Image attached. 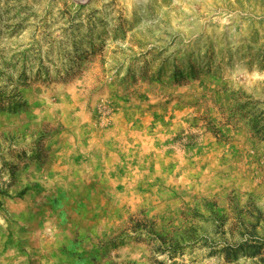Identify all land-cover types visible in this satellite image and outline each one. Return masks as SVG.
<instances>
[{
  "label": "rangeland",
  "instance_id": "1",
  "mask_svg": "<svg viewBox=\"0 0 264 264\" xmlns=\"http://www.w3.org/2000/svg\"><path fill=\"white\" fill-rule=\"evenodd\" d=\"M0 264H264V0H0Z\"/></svg>",
  "mask_w": 264,
  "mask_h": 264
}]
</instances>
